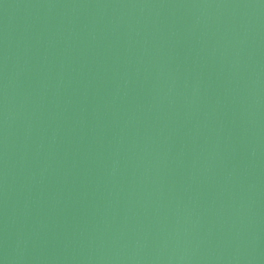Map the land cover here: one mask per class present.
<instances>
[{
    "label": "water",
    "instance_id": "obj_1",
    "mask_svg": "<svg viewBox=\"0 0 264 264\" xmlns=\"http://www.w3.org/2000/svg\"><path fill=\"white\" fill-rule=\"evenodd\" d=\"M0 264H264V0H0Z\"/></svg>",
    "mask_w": 264,
    "mask_h": 264
}]
</instances>
